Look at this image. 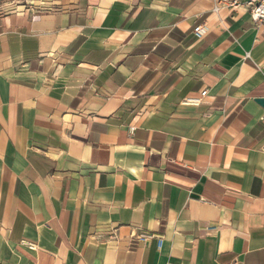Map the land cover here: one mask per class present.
<instances>
[{
	"label": "crops",
	"instance_id": "obj_1",
	"mask_svg": "<svg viewBox=\"0 0 264 264\" xmlns=\"http://www.w3.org/2000/svg\"><path fill=\"white\" fill-rule=\"evenodd\" d=\"M214 3L0 0V264H264L263 27Z\"/></svg>",
	"mask_w": 264,
	"mask_h": 264
},
{
	"label": "built area",
	"instance_id": "obj_2",
	"mask_svg": "<svg viewBox=\"0 0 264 264\" xmlns=\"http://www.w3.org/2000/svg\"><path fill=\"white\" fill-rule=\"evenodd\" d=\"M236 7H243L250 16L251 22L257 27H263L264 33V0H215L213 10L218 11L220 8L235 9ZM38 15H33L32 19L35 20ZM208 32V27L204 23H198L192 28V35L195 39H201ZM259 69L264 70V63L257 66ZM206 91H202L201 95L204 96ZM188 103H198L200 99H186ZM134 127H129L128 131L132 133ZM264 148V146H263ZM206 230L214 229L213 227L206 226ZM138 239L145 241L147 237H138Z\"/></svg>",
	"mask_w": 264,
	"mask_h": 264
},
{
	"label": "water",
	"instance_id": "obj_3",
	"mask_svg": "<svg viewBox=\"0 0 264 264\" xmlns=\"http://www.w3.org/2000/svg\"><path fill=\"white\" fill-rule=\"evenodd\" d=\"M259 103L264 106V99H258Z\"/></svg>",
	"mask_w": 264,
	"mask_h": 264
},
{
	"label": "rangeland",
	"instance_id": "obj_4",
	"mask_svg": "<svg viewBox=\"0 0 264 264\" xmlns=\"http://www.w3.org/2000/svg\"><path fill=\"white\" fill-rule=\"evenodd\" d=\"M16 1H18V0H16Z\"/></svg>",
	"mask_w": 264,
	"mask_h": 264
}]
</instances>
